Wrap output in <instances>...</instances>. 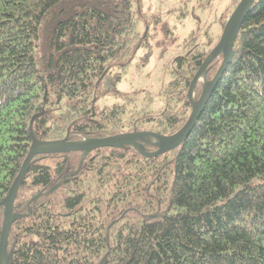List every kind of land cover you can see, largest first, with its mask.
<instances>
[{"label": "trees", "instance_id": "16d2710c", "mask_svg": "<svg viewBox=\"0 0 264 264\" xmlns=\"http://www.w3.org/2000/svg\"><path fill=\"white\" fill-rule=\"evenodd\" d=\"M141 1L0 0V203L33 139L168 136L184 125L190 82L239 1L204 26L186 4L177 27L155 16L144 35ZM191 16L168 81L120 92L126 69L149 62V40L171 42ZM221 62L207 66L206 81ZM104 96L121 103L99 108ZM13 213L9 264H264V0L180 147L154 157L132 146L35 155ZM3 222L0 206V233Z\"/></svg>", "mask_w": 264, "mask_h": 264}, {"label": "water", "instance_id": "95a60500", "mask_svg": "<svg viewBox=\"0 0 264 264\" xmlns=\"http://www.w3.org/2000/svg\"><path fill=\"white\" fill-rule=\"evenodd\" d=\"M254 2L255 0H239L225 22L216 46L193 76L187 92V98L191 105V112L184 125L177 132L164 136L150 131H133L98 139H83L77 142H68L66 140L59 142L32 140L28 152L21 163L18 174L14 178L8 193L0 203V206L4 209V222L0 233V259H3V264H9V257L7 254L8 235L15 218L18 217L13 213V203L32 158L39 154L66 152H82L85 154L86 152L98 148H122L125 146L136 148L137 151L145 157H154L180 147L194 127L206 100L211 94L227 63L230 61L238 31ZM219 56L222 57V62L218 70L210 81H206L205 70L207 66ZM198 81L202 82L203 86L199 98L195 101L192 98V93ZM145 145L156 147V150L154 152H147L145 150Z\"/></svg>", "mask_w": 264, "mask_h": 264}, {"label": "rangeland", "instance_id": "374dc122", "mask_svg": "<svg viewBox=\"0 0 264 264\" xmlns=\"http://www.w3.org/2000/svg\"><path fill=\"white\" fill-rule=\"evenodd\" d=\"M211 8L207 9V3L210 0H142L139 4L141 20L138 26V31L144 32L150 26L152 27L151 19L158 16L164 22H168L171 26L177 27L179 20L183 21L184 18L180 16V8H186L188 11L195 13L200 19L202 26L210 24L221 11L231 3L232 0H211ZM206 4V8L202 10L200 6ZM176 9L175 12L169 13L168 11ZM192 15V14H190ZM191 20V21H190ZM190 20L184 21V26L178 29H172L174 38L170 42L164 37H157L154 40H149L150 58L146 66L141 68L140 72L135 70L136 62H133L127 69L122 77V80L117 84V89L120 92L131 93L136 90H149L154 92L162 83L169 79L167 68H170V61L178 52L179 44L182 42L184 36L194 27L197 19L191 16ZM175 22L174 24L172 22ZM148 23V26H147ZM199 24V25H200ZM215 27V26H214ZM141 55V53L139 54ZM193 98V93H192ZM194 99V98H193ZM121 103V99L115 96H104L98 99L97 106L102 108L104 106H111L113 104Z\"/></svg>", "mask_w": 264, "mask_h": 264}, {"label": "bare ground", "instance_id": "6f19581e", "mask_svg": "<svg viewBox=\"0 0 264 264\" xmlns=\"http://www.w3.org/2000/svg\"><path fill=\"white\" fill-rule=\"evenodd\" d=\"M239 1V0H238ZM236 5V4H235ZM235 7V6H234ZM215 68V67H214ZM211 69V68H210ZM216 69V68H215ZM197 88V87H196ZM199 88V87H198ZM199 91V90H198ZM198 93V92H197ZM4 263V261H3V259H0V264H3Z\"/></svg>", "mask_w": 264, "mask_h": 264}]
</instances>
